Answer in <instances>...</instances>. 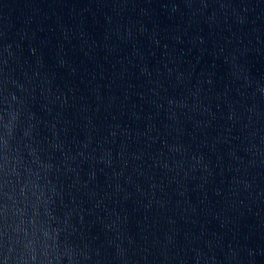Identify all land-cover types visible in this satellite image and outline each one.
I'll return each mask as SVG.
<instances>
[{
    "label": "water",
    "instance_id": "1",
    "mask_svg": "<svg viewBox=\"0 0 264 264\" xmlns=\"http://www.w3.org/2000/svg\"><path fill=\"white\" fill-rule=\"evenodd\" d=\"M0 264H264V0H0Z\"/></svg>",
    "mask_w": 264,
    "mask_h": 264
}]
</instances>
